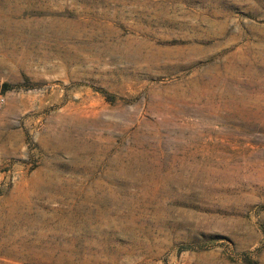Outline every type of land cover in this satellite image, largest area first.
I'll return each mask as SVG.
<instances>
[{
    "label": "rangeland",
    "instance_id": "obj_1",
    "mask_svg": "<svg viewBox=\"0 0 264 264\" xmlns=\"http://www.w3.org/2000/svg\"><path fill=\"white\" fill-rule=\"evenodd\" d=\"M27 79L0 264H264V0H0V84Z\"/></svg>",
    "mask_w": 264,
    "mask_h": 264
},
{
    "label": "trees",
    "instance_id": "obj_2",
    "mask_svg": "<svg viewBox=\"0 0 264 264\" xmlns=\"http://www.w3.org/2000/svg\"><path fill=\"white\" fill-rule=\"evenodd\" d=\"M39 85H40L39 83H32L29 79H27L25 82L18 83V84L5 83L3 88H2V91L10 89V88H22V87H24V88H35V87H37ZM107 98L110 99V100H113L114 96L113 95H108ZM183 247H186V246H183ZM182 249H184V248H182ZM243 261L246 262L247 264H260L257 259L250 258L247 255H245L243 257Z\"/></svg>",
    "mask_w": 264,
    "mask_h": 264
},
{
    "label": "water",
    "instance_id": "obj_3",
    "mask_svg": "<svg viewBox=\"0 0 264 264\" xmlns=\"http://www.w3.org/2000/svg\"><path fill=\"white\" fill-rule=\"evenodd\" d=\"M1 88H3V86L0 84V90H1Z\"/></svg>",
    "mask_w": 264,
    "mask_h": 264
}]
</instances>
